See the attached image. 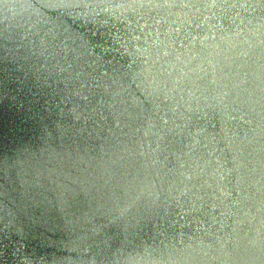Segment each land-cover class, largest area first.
Returning a JSON list of instances; mask_svg holds the SVG:
<instances>
[{"label": "water", "instance_id": "water-1", "mask_svg": "<svg viewBox=\"0 0 264 264\" xmlns=\"http://www.w3.org/2000/svg\"><path fill=\"white\" fill-rule=\"evenodd\" d=\"M0 264H264V0H0Z\"/></svg>", "mask_w": 264, "mask_h": 264}]
</instances>
